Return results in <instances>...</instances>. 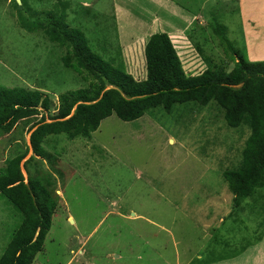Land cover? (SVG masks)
Listing matches in <instances>:
<instances>
[{"label": "rangeland", "instance_id": "1", "mask_svg": "<svg viewBox=\"0 0 264 264\" xmlns=\"http://www.w3.org/2000/svg\"><path fill=\"white\" fill-rule=\"evenodd\" d=\"M25 1L21 13L33 21L44 20L57 0ZM59 1L69 4L66 24L84 33L92 52L109 61L119 50L127 72L144 79L143 44L151 33L140 32V20L152 16L154 8L147 7L145 14L134 10L141 0ZM170 2L164 0L166 8L151 18L156 22L153 31L166 30L172 37L186 75L205 70L195 45L216 65L232 69L230 56L209 28L215 22L248 60L237 0ZM117 4L120 14L133 12L139 21L134 32L123 17L121 26L117 24ZM170 4L175 5L172 10ZM176 6L191 17L185 23L174 17L167 26L171 19L165 15L175 16ZM16 12L10 1L0 0V87L46 95L50 110L44 117L49 122L59 97L87 83L63 67L64 49L40 32L21 29ZM42 114L0 136V169L28 150L21 162L25 181L41 179L57 204L43 251L33 264H198L220 258L213 256L216 250L236 257L235 262L217 264H255L259 254L264 259V214L259 220L246 207L238 212V221L228 218L232 195L221 176L238 165L248 131L228 129L214 104L203 110L177 105L171 114L155 109L132 123L111 116L89 139L49 138L44 150L54 159L34 157L31 150L30 132ZM20 222L21 216L0 198V256Z\"/></svg>", "mask_w": 264, "mask_h": 264}, {"label": "trees", "instance_id": "2", "mask_svg": "<svg viewBox=\"0 0 264 264\" xmlns=\"http://www.w3.org/2000/svg\"><path fill=\"white\" fill-rule=\"evenodd\" d=\"M4 1H10L17 11L16 21L21 29L29 33L40 32L50 43L66 51L61 59L63 67L77 74L87 85L61 95L56 114L49 117V122L44 117L50 110V100L46 95L35 90L0 87V136L9 134L18 122L35 118L43 112L39 123L31 129L29 142L34 157L54 159L44 150V144L47 145L51 137L63 135L70 141L89 139L111 116L121 122L132 123L155 109L171 114L177 105L192 104L203 110L212 103L228 129L248 131L238 165L221 175L232 195V208L227 217L238 221V212H244L246 207L253 215L262 217L264 62H249L240 55L226 38L224 26L216 22L209 24L219 45L231 58L230 71L216 65L195 45L205 70L196 76L186 75L170 37L157 32L145 39L142 52L145 77L138 81L127 72L119 50L116 58L104 61L92 52L83 32L68 27L67 2L57 0L44 20L29 21L21 13L26 1ZM27 152L7 160L0 169V198L21 216L20 224L12 232L0 256V264H33L43 251L44 240L57 210L56 202L41 179L25 181L21 162ZM214 234L215 243L218 240ZM223 251L216 250L213 256L219 255L220 258L214 257L212 262L235 258L234 254L224 257ZM212 262L200 260L198 264ZM190 264L195 263L192 261Z\"/></svg>", "mask_w": 264, "mask_h": 264}, {"label": "crops", "instance_id": "3", "mask_svg": "<svg viewBox=\"0 0 264 264\" xmlns=\"http://www.w3.org/2000/svg\"><path fill=\"white\" fill-rule=\"evenodd\" d=\"M121 2V0H118ZM169 3H171L169 0H167ZM238 1V13L239 17L242 19L243 23V28H244V35H245V40H246V49H247V59L249 62H264V0H237ZM164 0H141L139 1V7H132L134 10L145 14V9L149 6L151 8H154V14L151 16L150 14L148 15H143L140 20V32H149L151 34L157 33V32H162L166 33L168 36V32L166 30H161V31H153V24L156 22L152 21L151 18H154L157 16V11L160 10L163 6L166 8L165 4L163 3ZM173 4V3H172ZM171 5V4H170ZM172 6L175 7V5H171L170 9L172 10ZM121 10L122 7L121 5L117 4L116 5V11ZM123 10V9H122ZM175 16L172 14H166L165 17L167 21H171L167 23V26H169L172 23V19L175 17L176 20H178L180 23L183 22L185 23V20H189L188 18L191 17V15L188 12H185L183 9L180 7L176 6L175 9ZM133 12L130 13L129 15L125 14H120L119 11L116 13V21L119 27L122 24L121 18H125L124 20L129 23V31L134 32L136 30V27L138 26L137 23H139L138 20H136L135 16H133ZM148 18V20H145ZM174 18V19H175ZM169 19V20H168ZM184 19V21H182ZM157 20V19H156ZM121 23V24H120ZM148 35V36H151ZM147 36V37H148ZM170 37V36H169ZM123 38V37H122ZM172 41V37H170ZM145 43V42H144ZM173 43V41H172ZM144 47V44H143ZM184 46H181L183 48ZM263 237V236H262ZM262 237L259 238L258 244L261 246L262 244ZM258 249V246L256 247ZM250 251L245 252V256L249 253ZM255 264H264V259L262 256L256 255L255 256ZM235 258H230L228 260H223L225 262L230 261V262H235ZM220 263L219 261L217 262H212L210 264H217Z\"/></svg>", "mask_w": 264, "mask_h": 264}, {"label": "water", "instance_id": "4", "mask_svg": "<svg viewBox=\"0 0 264 264\" xmlns=\"http://www.w3.org/2000/svg\"><path fill=\"white\" fill-rule=\"evenodd\" d=\"M18 3H19V1H18Z\"/></svg>", "mask_w": 264, "mask_h": 264}]
</instances>
